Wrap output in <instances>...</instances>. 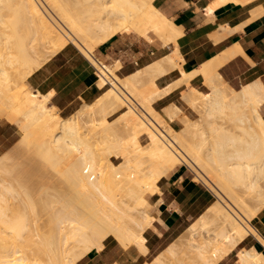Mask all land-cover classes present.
<instances>
[{
    "label": "bare ground",
    "instance_id": "bare-ground-1",
    "mask_svg": "<svg viewBox=\"0 0 264 264\" xmlns=\"http://www.w3.org/2000/svg\"><path fill=\"white\" fill-rule=\"evenodd\" d=\"M226 1L214 0L206 9L212 13L216 5ZM1 5L14 11V16H10L13 30L0 32V115L19 125L23 136L34 145V154L46 166L48 164V169L61 171L66 180L63 184H68L69 187H65L70 190L68 193L63 188L66 194L63 191V195L56 197L53 191H48L54 196L51 198L44 190L41 194L42 188L38 189L40 194L36 191L39 194L36 199L42 206L40 211L39 202L36 203L28 192L29 186L23 194H15L11 190L15 185L10 188L2 180L0 264H76L92 247L100 249L108 236H113L122 247L133 245L140 253L147 254L144 231L152 225L155 214L148 213L150 203L144 192L147 189L151 193L155 191L158 179L178 163H190L195 169L193 179L212 186L216 201L197 218L202 225L210 223L212 227L204 234L191 222L182 237L143 264H167L163 261L169 258L170 264H185L192 256L194 264H217L248 235L254 236L264 250V238L250 223L264 207V184L259 181L264 174V118L259 112L264 101V87L260 80H251L235 90L217 70L221 63L239 51L237 46L188 72L182 69V63L179 64L181 57L175 48L145 67L119 77L116 73L119 61L107 65L93 55L101 42L117 32L129 27L148 41L157 39L161 45L174 43L176 46L180 30L154 6L153 0H0V8ZM21 26L26 29L21 31ZM69 42L78 47L94 67V84L101 93L93 103L86 104V110L76 113L77 116L63 118L57 113V107L49 104L53 91L43 93L32 89L25 80ZM174 67H179L180 77L165 88L158 87L156 77ZM196 77L203 79L209 86L208 91L191 85ZM182 85L187 87L181 91V98L188 104L191 115L184 116L185 119L177 118L183 123L179 128L175 120L180 106L171 103L162 111L155 108L153 102ZM102 107L111 113L122 109L114 118L116 125L106 127L109 135L104 140L112 146L113 141L108 138L116 137L115 148L119 152L115 151L114 155L121 159L118 164L104 160L107 159L104 151L108 144L103 148L104 154L90 145L92 137L87 136L90 130L85 133L86 128L80 122L85 123V116L93 115ZM247 109L259 126V149H256L255 140L252 145H244L235 135L234 128L244 121ZM228 113L234 116L233 122L237 121L232 125L233 132L229 124L224 127L217 121L218 125L211 126L219 114ZM202 123L203 127L207 123L211 126L209 132L207 130L210 139L204 135ZM83 127L85 130L82 131ZM121 129L126 132L124 137H119ZM140 135L146 136L145 145L140 143ZM206 137L211 141L209 144ZM105 161L109 165H105ZM8 168L0 156V170L5 172ZM46 169L43 170L45 173ZM5 176L11 178L12 174ZM237 184L247 195L235 189ZM9 199H15L10 202L16 203L13 205ZM36 208L40 212H36ZM8 209L13 212L9 213ZM197 236L200 243L194 244ZM263 250L258 249L256 243L241 247L236 250L235 263L264 264ZM181 253L190 255L184 263ZM184 257L186 260V255Z\"/></svg>",
    "mask_w": 264,
    "mask_h": 264
},
{
    "label": "crops",
    "instance_id": "crops-1",
    "mask_svg": "<svg viewBox=\"0 0 264 264\" xmlns=\"http://www.w3.org/2000/svg\"><path fill=\"white\" fill-rule=\"evenodd\" d=\"M212 1L153 0L154 6L180 30L176 46L174 43L161 45L157 39L148 41L126 28L101 42L95 49V57L101 58L107 65L119 61L120 67L116 73L124 77L164 57L175 48L181 57L179 64L182 63V69L188 72L237 46L239 51L217 68L222 78L236 89L244 83L259 80L264 87V0H228L214 6L212 13H209L206 8ZM92 68L89 61L80 58L75 49L67 45L35 70L29 80L34 88L43 93L53 91L49 100L52 104L66 107L71 97L91 77ZM168 69L156 77L160 88L167 87L180 77L179 67L171 68L170 71ZM202 84L201 77L191 81L194 87ZM185 87L182 85L173 89L153 104L162 108L175 102ZM259 109L264 118V101ZM6 131L7 127L0 122V135ZM6 140H10L9 135H5L2 142ZM157 187L158 190L149 196L152 205L149 214H155V219L144 231L147 254L140 253L133 245L122 247L114 237L108 236L102 242L103 247H92L76 264H143L148 261L147 257L152 250L177 235L183 223L196 217L209 199L204 187L191 181L182 165L162 175L157 181ZM252 224L264 238V208L256 214ZM255 241L257 243L254 236L248 235L217 264H235L233 254H236V250L249 247Z\"/></svg>",
    "mask_w": 264,
    "mask_h": 264
},
{
    "label": "rangeland",
    "instance_id": "rangeland-1",
    "mask_svg": "<svg viewBox=\"0 0 264 264\" xmlns=\"http://www.w3.org/2000/svg\"><path fill=\"white\" fill-rule=\"evenodd\" d=\"M9 4V3H8ZM10 7H11V5H9ZM7 8H9V7H7ZM2 10V11H1ZM5 10V11H4ZM7 10H8V12H9V14H10V12H11V14L9 15L8 13H7ZM4 11V12H3ZM6 12V13H5ZM14 12V11H13ZM12 12V10L10 9H6L5 8V6H3L2 7V5H1V8H0V26H1V28H0V32L1 33H3V30H6V31H4V32H9V31H7V30H13V27H12V25H11V22L10 21H12V17L14 16V13ZM6 14H7V16H6ZM10 16H12V17H10ZM5 17V18H4ZM10 17V18H9ZM10 25V26H9ZM2 26H3V28H5V29H3L2 28ZM22 28L21 29H23V30H21V31H24V29H26V28H24V26H21ZM2 29V30H1ZM18 29H19V31H20V26L18 27ZM18 29H17V31H18ZM126 29V28H125ZM128 29H130L129 27H128ZM131 30H133L134 31V29H131ZM11 33V32H10ZM154 36V35H153ZM155 37V36H154ZM156 38V37H155ZM35 42V41H34ZM36 43H38V42H36ZM32 44L35 46V43H33L32 42ZM34 46H32V48L34 47ZM37 46V45H36ZM35 46V47H36ZM68 46H71V47H73L74 49H75V51H76V53L78 54V56L80 57V58H83V59H85V61H88L83 55H82V53L79 51V49H78V47H76L73 43H71V42H69V44H68ZM96 49V48H95ZM95 49L93 50V55L94 56H96L95 55ZM33 50V49H32ZM31 50V51H32ZM55 55V54H54ZM54 55H52V56H54ZM51 56V57H52ZM50 57V58H51ZM49 59V58H48ZM47 59V60H48ZM46 60V61H47ZM99 60H102L101 58H99ZM45 61V62H46ZM44 62V63H45ZM90 63V62H89ZM93 67V66H92ZM93 69V72H92V75H91V77L83 84V85H81V87H80V89H79V91H77V93L75 94V95H73L72 97H71V100L70 101H68V103L66 104V107H58V106H56L57 107V113L61 116V117H63V118H69V117H72V116H74L75 117V115H76V113H78V112H80V110L82 109V110H86V104H91V103H93L96 99H97V97L100 95V93H101V91H98V90H95V88H94V81H95V77H94V75H95V73H94V71H95V69H94V67L92 68ZM26 84L29 86V87H31L32 89H34V87L31 85V83H30V80H29V77H27L26 78ZM227 83V82H226ZM205 84V82H203V84L201 85V86H199V87H197V86H195V87H197L198 89H200L201 91H208L209 90V86H206V84ZM228 84V83H227ZM229 85V84H228ZM231 86V85H230ZM187 87V86H186ZM233 89H235V90H238V89H236V88H234L233 86H231ZM186 89V88H185ZM185 89H183V90H185ZM182 90V91H183ZM2 94V93H1ZM51 103V102H50ZM49 103V104H50ZM173 103H177L179 106H180V108H181V111H180V113H178V117H176V120H175V122H176V126H178L179 128H181V127H183V123H182V121H180L181 119H177V118H183V119H185L186 117H184V116H190L191 114H190V108H189V106H188V104H186V102H184L183 100H182V98H181V93H180V96H179V98L175 101V102H173ZM52 104V103H51ZM169 105H171V103L169 104ZM169 105H167V106H165L166 108H168V106ZM155 106V108H157V109H162V111L164 110V107H162V108H158L156 105H154ZM79 109V110H78ZM260 110V109H259ZM77 111V112H76ZM122 111V109L121 108H119L117 111H115V112H113V113H111L110 112V110L109 109H107V108H104V107H102V108H99V109H97L96 110V112L93 114V115H87V116H85V123L84 122H82V121H80L81 123H82V125L84 124V127L86 128V130H85V128L83 127V128H81L82 129V131L83 130H85V133H88V130H90V133H88L87 134V136L89 135L90 137H92V138H90V145H92V147H95L96 149H99L102 153H103V148L105 149V148H107V145H105V144H108V141H107V143L104 141L105 140V137H106V139H107V136L109 135V132H107V128L106 127H109V126H115L116 125V122H115V120H114V118H116L118 115H119V112H121ZM245 112H246V118L244 119V121L243 122H239V124L240 125H237V126H235L236 128H234V130H235V135L239 138V141L241 140V142L244 144V145H246V144H250V145H252V143H253V141L255 140L256 142H257V146H256V149H259V148H261V144H260V132H259V126H258V124H257V122L252 118V113H250L249 114V112H251L250 110H245ZM261 113V112H260ZM181 114V115H180ZM78 115V114H77ZM76 115V116H77ZM179 115H180V117H179ZM216 115H218V114H216ZM220 115V117H216V122H214L211 126H216V125H218L219 123L218 122H221L220 123V125L221 124H223V126L225 125H227V124H229V125H231L230 126V130L233 132V129H232V125H233V123L235 124L236 122H233V120H235V118H234V116L232 117V115L231 114H219ZM93 118V122L91 121L92 119L91 118ZM91 120H90V119ZM89 119V120H88ZM89 122H88V121ZM0 121H1V123H2V125L3 126H6L7 127V131H6V133H4V135H0V156L4 159V161H5V163L10 167V169L8 168V171L9 170H11V171H5V172H3L2 170H0V171H2L1 173H0V186H1V188H0V191H4L3 190V185H2V183H4L3 181H6L5 183L6 184H8L9 186H10V188L12 187V186H14L13 188H11V190L13 191H11L12 193H17V192H19L20 194H23V192L22 191H27V189H25V188H27L28 186V192H30L31 194H32V196H33V198H34V200H36L37 201V199L36 198H38L39 196V194H40V192H41V194H43L42 192H43V190L45 191L44 193H49V192H51V191H53L52 193L53 194H55V197H56V195H63V191H64V193L66 194V192H65V190L64 189H67L66 191H68V190H70V189H68V187H69V185L68 184H63V183H66L65 181L66 180H64V177L62 178V173H61V171H59V173L58 172H56L53 168H49L48 169V164H47V166H46V164H45V162H43V160L41 161L40 159V157L39 156H37L36 154H34V152H33V148H34V145L31 143V141H29L27 138H25L23 135H24V132L20 129V127H19V125L17 124V123H15V122H11L10 120H8L4 115H0ZM218 121V122H217ZM80 123V124H81ZM232 123V124H231ZM86 124H88V126L86 125ZM92 124V125H91ZM206 124V123H205ZM205 124H204V126H205ZM94 125V126H93ZM228 125V126H229ZM87 126V127H86ZM90 126V127H89ZM93 126V127H92ZM119 126H120V123H119ZM202 127H203V123H202V125H201ZM211 126H209V124L207 123V126L206 127H203V131H206V132H204V135H206L207 134V137L209 138V130H210V127ZM224 126V127H225ZM234 126V125H233ZM89 127V128H88ZM202 127H201V129H202ZM18 128V129H17ZM91 128V129H90ZM97 129V131L96 132H94L96 129ZM207 128V129H206ZM209 128V129H208ZM95 129V130H94ZM103 129V131L101 132V130ZM204 129H206V130H204ZM122 130V131H121ZM121 130H119L118 131V133L120 134H118L119 135V137L121 136V137H124L125 135H126V132L123 130V129H121ZM207 130H208V132H207ZM21 131V132H20ZM105 132V133H104ZM236 132H237V134H236ZM101 133L103 134L102 136H101ZM22 134V135H21ZM5 135L6 136H10V140H6L4 143L2 142V140H4L5 139ZM203 135V136H204ZM95 136V137H94ZM99 136V137H98ZM113 137V136H112ZM206 137V143L207 144H209L211 141L208 139ZM100 138H103V139H100ZM108 139H110L111 141H113L111 144H112V146H114V147H112L111 145H109L108 146V149L110 148V146L113 148V149H111L110 148V150L108 151V149H107V151H106V149H105V151H104V153H105V156L102 154V156H104V157H106L107 159H104V160H107V162L108 163H114V164H118V163H120V158L118 157V156H115L114 154H115V151H118V150H116L117 149V147L115 148V146H117V144L116 143H118L117 142V140H116V137H114V138H111V137H109ZM102 140H103V142H102ZM110 140H109V142H110ZM139 141H140V143L141 144H143V145H145L146 143H147V138H146V136L145 135H140L139 136ZM208 141V142H207ZM99 142H100V144H99ZM98 145H100V146H104V147H100V146H98ZM102 143V144H101ZM97 146L98 147H100V148H97ZM91 147V148H92ZM102 148V149H101ZM119 148V147H118ZM93 150H95V149H93ZM98 150V151H99ZM32 151V152H31ZM97 151V150H96ZM99 151V152H100ZM31 152V153H30ZM119 152V151H118ZM117 152V153H118ZM32 154H33V158H32ZM31 155V156H30ZM36 155V156H35ZM117 155V154H116ZM143 156H146V155H143ZM32 158V159H31ZM30 160V161H29ZM35 160H36V162H35ZM41 162H40V161ZM34 164H33V163ZM40 162V163H39ZM106 162V161H105ZM105 163V165L106 164H108V163ZM28 163V164H27ZM32 163V164H31ZM104 163V162H103ZM17 164V165H16ZM30 164V165H29ZM39 164V165H38ZM42 164V165H41ZM189 165H187V164H185V163H178L176 166H178V165H182L183 167H184V169H186V171H187V173H188V175H189V177L191 178V181H193V182H195V183H198L199 185H202L203 187H204V189L206 190V192L209 194V199H208V202H207V204H206V206L204 207V209L198 214V215H196V217H194L193 219H191L190 221H187L186 223H183V225L179 228V233L177 234V235H175V236H173L172 238H170V239H168V240H165V241H163V243L159 246V247H157V248H155L154 250H152L151 251V253L148 255V260H150V259H152L156 254H158L160 251H162V250H164L170 243H172V242H174V241H177L176 239H178L180 236L182 237L183 236V234H185V229H186V227L192 222L193 224H194V226L200 231V232H202V233H206V232H208V230L209 229H211V227H212V225L210 224V223H208V224H204V225H202L201 224V222L197 219L198 218V216L199 215H201L202 213H204L205 212V210L207 209V207L208 206H210L213 202H215L216 201V195L214 194V191H212V186L210 185V184H207V183H204V182H202L201 180H196V179H193V176H194V171H195V169H194V167L190 164V163H188ZM34 165V166H33ZM109 165V164H108ZM15 168H14V167ZM25 166V167H24ZM175 166V167H176ZM24 167V168H23ZM28 167V168H27ZM35 169H34V168ZM39 167H41V168H44V169H46V173H45V171H43L44 169H41L40 168V170H39ZM175 167H173V168H175ZM172 168V169H173ZM15 169V170H14ZM30 169V170H29ZM33 169V170H32ZM53 169V170H52ZM25 170V171H24ZM38 170V171H37ZM14 171H15V174L17 175H15L14 174ZM22 171V172H21ZM52 171V172H51ZM56 172V173H55ZM4 173V174H3ZM32 175H31V174ZM45 173V174H44ZM51 173V174H50ZM58 173V174H57ZM61 173V174H60ZM2 174V175H1ZM6 174H8V175H10V177H11V174H12V179H14L15 180V178H17L16 180H15V184H14V180L13 181H11V178H8L9 176H5ZM47 174H48V176H47ZM24 175V176H23ZM26 175H27V177H26ZM29 175V176H28ZM33 175L36 177V179L33 177ZM59 175H60V178H59ZM39 178H38V177ZM54 176V177H53ZM56 176V177H55ZM6 178V180H5V178ZM24 177V178H23ZM4 178V179H3ZM31 178H32V181H30L31 180ZM43 178V179H42ZM25 179V180H24ZM27 179V180H26ZM39 179V180H38ZM48 179V180H47ZM50 179V180H49ZM64 180L63 182H62V180ZM3 180V181H2ZM17 180H22L21 181V183H19V182H17ZM60 180V181H59ZM8 181H10V182H8ZM45 181V182H44ZM48 181L49 182H51V183H48ZM259 181L260 182H262L263 184H264V174H261V177H259ZM13 182V183H12ZM27 182H29V183H27ZM63 184V186L61 185V183ZM22 183H24V185H26V187L25 186H22L23 184ZM26 183V184H25ZM46 183H48V185H49V187H48V185L46 184ZM57 183V184H56ZM6 184H4V185H6ZM43 184V185H42ZM58 186V187H56V185ZM40 185H41V187H40ZM55 185V186H54ZM68 186L67 188L65 187V186ZM16 186H18L19 188H17ZM36 186V187H35ZM54 186V187H53ZM38 187V188H37ZM48 189L47 191H46V188ZM51 187H53V189H51ZM40 188H42L41 190H40V192H38V189H40ZM64 188V189H63ZM32 191H31V190ZM58 189V190H57ZM60 189V190H59ZM235 189L239 192V193H242V194H246L247 195V193L245 192V190L241 187V185H235ZM21 190V191H20ZM34 190V191H33ZM39 193V194H36L37 192ZM49 191V192H48ZM57 191V192H56ZM61 191V192H60ZM6 192V191H5ZM10 192V193H11ZM22 192V193H21ZM33 192H34V194H33ZM59 192V193H58ZM154 192V191H153ZM152 192V193H153ZM10 193L9 192H7V194L8 195H10ZM12 193H11V196H12ZM51 193V194H52ZM68 193H69V191H68ZM151 192H150V190H145V192H144V196H145V198H147V200H148V202L150 203V199H149V196L152 194ZM6 194V193H5ZM14 194V195H15ZM36 194V195H35ZM50 194V193H49ZM48 194V195H49ZM50 194V195H51ZM47 195V194H46ZM34 196H36V197H34ZM52 197H54V196H52L51 195V198ZM51 198H49V199H51ZM10 200H15V199H9V202H10ZM52 200V199H51ZM54 200H55V198H54ZM17 201V200H16ZM39 201H37L36 203H38ZM8 203V202H7ZM10 203H12V202H10ZM14 203H16V202H14ZM14 203H12L13 205H14ZM18 203H20V202H18ZM56 203V202H55ZM39 204V209H40V211H41V208H42V206H40V202L38 203ZM226 204V203H225ZM10 206H12V207H14L13 205H11V204H9ZM18 205H20L21 206V204H18ZM41 205H42V203H41ZM55 205V204H54ZM9 206V208H11ZM38 206V205H37ZM59 206V204L58 203H56V205H55V207H58ZM228 206V205H227ZM16 207H17V205H16ZM15 207V208H16ZM150 208H152V205H151V203H150V206H149ZM149 207H148V209H147V211H148V213H149ZM38 208V207H37ZM35 209V211L37 210L38 212H40L39 211V209ZM262 208H264V207H262ZM261 208V209H262ZM260 209V210H261ZM16 210V209H15ZM44 210H46V209H44ZM44 210H43V212H44ZM36 211V212H37ZM8 212L10 213V212H13V210L11 211V209L9 210L8 209ZM123 215H125L124 213H123ZM44 218V217H43ZM125 218H126V215H125ZM255 218V217H254ZM254 218L253 219H251V224L253 223V220H254ZM127 220V219H126ZM45 228L46 227H44L42 230H45ZM135 230L137 231L138 230V228H137V226H135ZM184 232V233H183ZM111 237H113V236H111ZM193 243L194 244H199L200 243V238H199V236H197V238H195V240L193 241ZM255 243H256V241H255ZM70 246V245H69ZM256 246H257V248L258 249H261V250H263V248L258 244V243H256ZM241 248V247H240ZM245 248V247H244ZM192 249H194V248H192ZM238 250V249H237ZM264 251V250H263ZM179 251H178V255H179ZM236 253V252H235ZM39 254V253H38ZM182 255H183V257H181V258H183L182 259V262L184 263L185 261H187V258H189L190 257V255H189V257H187L188 255L187 254H185V253H181ZM180 254V255H181ZM162 255V254H161ZM186 255V260H184V256ZM40 257H41V255H39ZM163 256V255H162ZM233 256H234V260H236V254H233ZM163 257H165V259L167 258L166 256H163ZM163 257H161V260H162V258ZM45 258V257H44ZM190 258H191V260H190ZM189 258V260L187 261V262H185V264L187 263H189V264H194V262H192V260H193V256L192 257H190ZM195 259L194 260H196V257H194ZM164 259V258H163ZM170 259V260H169ZM169 259H167V260H169V261H167V260H164L163 262L165 263V262H167V264L170 262V261H172L171 260V258H169ZM184 260V261H183ZM44 261H46L45 259H44ZM191 261V262H190ZM176 264V262H173V264ZM166 264V263H165ZM170 264V263H169ZM179 264H182V263H179ZM236 264V263H235Z\"/></svg>",
    "mask_w": 264,
    "mask_h": 264
}]
</instances>
